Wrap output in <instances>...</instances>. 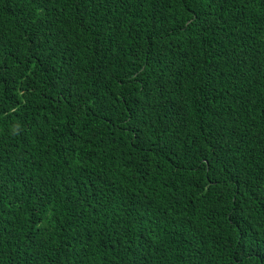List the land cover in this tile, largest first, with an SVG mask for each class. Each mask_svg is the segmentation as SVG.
I'll list each match as a JSON object with an SVG mask.
<instances>
[{
	"label": "trees",
	"instance_id": "16d2710c",
	"mask_svg": "<svg viewBox=\"0 0 264 264\" xmlns=\"http://www.w3.org/2000/svg\"><path fill=\"white\" fill-rule=\"evenodd\" d=\"M0 264H264V0H0Z\"/></svg>",
	"mask_w": 264,
	"mask_h": 264
}]
</instances>
